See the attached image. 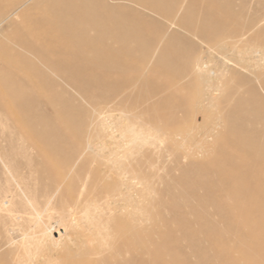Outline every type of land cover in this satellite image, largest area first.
I'll return each mask as SVG.
<instances>
[{
    "label": "bare ground",
    "instance_id": "obj_1",
    "mask_svg": "<svg viewBox=\"0 0 264 264\" xmlns=\"http://www.w3.org/2000/svg\"><path fill=\"white\" fill-rule=\"evenodd\" d=\"M137 1L0 0V147L8 148L1 151L11 174L20 175V166L29 168L32 189L25 200L9 190L0 193V249L12 252L0 254V264H76L83 256L90 264H109L107 257L74 250L76 237H67L61 223L41 224L42 212L57 200L63 220L77 223L82 214L91 234L96 231L104 243L111 219H132L122 226V235L140 244L148 171L161 158L159 132L128 80L109 85L107 77L130 70L147 74L159 45L179 25L185 1L151 2L169 25L149 35L133 25L136 15L129 5ZM234 16L226 12L216 31L205 27L203 34L212 50L230 40L244 45L237 49L244 60L254 40L229 27ZM146 40L157 47L146 48ZM89 61L99 67L88 68ZM201 62V57L194 61V74L202 72ZM215 87L212 82L206 90L212 93ZM97 191L100 197L86 195ZM97 203L106 207L92 208ZM103 214L110 215L106 222Z\"/></svg>",
    "mask_w": 264,
    "mask_h": 264
},
{
    "label": "rangeland",
    "instance_id": "obj_2",
    "mask_svg": "<svg viewBox=\"0 0 264 264\" xmlns=\"http://www.w3.org/2000/svg\"><path fill=\"white\" fill-rule=\"evenodd\" d=\"M180 1L185 9L177 16L179 25L159 45L147 74L130 70L107 77L109 85L128 80L130 91L142 100L140 107L149 108L146 119L152 130L159 132L161 158L148 171L140 244L122 235V226L132 219H111L105 244L96 231L91 234L82 214L75 217L77 223L63 220L58 200L42 212L41 224L61 223L67 237H76L74 250L88 251L95 259L107 257L109 264H264V0ZM151 2L157 3L138 0L129 5L141 34L169 25ZM226 12L235 15L229 27L248 32L254 40L244 60L237 57L244 45L230 40L212 50L203 34L205 27L216 31ZM147 42H142L146 48L157 47ZM188 54L189 64L184 61ZM199 57L202 72L194 74ZM91 63L88 68L99 67ZM212 82L216 87L211 93L206 87ZM170 115L175 119L165 120ZM5 149L0 147V193L9 190L25 200L32 191L29 168L20 166V175L11 174L1 151ZM95 194L100 197L98 191L86 193ZM99 203L92 208L106 207ZM109 216L103 214L101 222ZM6 253L12 252L0 249L1 255ZM76 264H90L89 257Z\"/></svg>",
    "mask_w": 264,
    "mask_h": 264
}]
</instances>
